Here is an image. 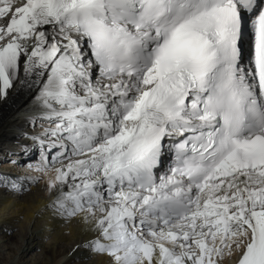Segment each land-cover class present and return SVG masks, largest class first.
Returning <instances> with one entry per match:
<instances>
[{
    "label": "snow or ice",
    "instance_id": "obj_1",
    "mask_svg": "<svg viewBox=\"0 0 264 264\" xmlns=\"http://www.w3.org/2000/svg\"><path fill=\"white\" fill-rule=\"evenodd\" d=\"M18 93L0 188L43 181L96 264H264V0H0Z\"/></svg>",
    "mask_w": 264,
    "mask_h": 264
},
{
    "label": "bare ground",
    "instance_id": "obj_2",
    "mask_svg": "<svg viewBox=\"0 0 264 264\" xmlns=\"http://www.w3.org/2000/svg\"><path fill=\"white\" fill-rule=\"evenodd\" d=\"M27 109L28 97L24 93L10 95L7 101H0V160H5L6 154L18 151L20 144L27 143L23 137L24 132L31 131L25 121V117L28 115ZM8 166L9 165L6 164V167ZM23 171V168H19L17 172L20 173ZM9 193L10 191L0 188V218L4 217L5 210H8V213L11 215L12 212L22 211L24 218L22 224L25 225L23 226V231L20 232L21 234L11 236L8 235L7 231L5 232L4 229L0 228V232L3 233H1L2 243H0V264H87L84 258L87 257L89 259L90 257L84 251L76 249V245L81 243L83 239L79 231V226L76 224H66L70 229L68 238L70 242L66 244L68 249L61 250L60 248L63 247L62 244V246H59L55 251L51 243L42 242L39 249L41 258L26 257L29 252V245L26 242L24 244L23 240H29L28 242L32 244L33 240H37L39 237V234L34 231V228L29 231L31 227H28V224L31 219H33V222L38 221L41 216L46 224L49 223L45 217L47 218V215L49 217L50 213L45 210V205L48 203L50 197L44 190L43 181L33 187L30 192L19 194L17 197H13L9 195ZM48 219L50 220L51 218ZM50 223H53V227L55 228L63 224L57 219H54V221ZM32 224L33 223H31V226ZM47 225H45V227H47ZM74 235H76L75 238H73ZM54 236L55 235H53V239ZM32 247L35 248V243H33ZM5 249H8V251L5 252ZM233 263L234 260L225 257V264ZM90 264H96V262H90Z\"/></svg>",
    "mask_w": 264,
    "mask_h": 264
},
{
    "label": "rangeland",
    "instance_id": "obj_3",
    "mask_svg": "<svg viewBox=\"0 0 264 264\" xmlns=\"http://www.w3.org/2000/svg\"><path fill=\"white\" fill-rule=\"evenodd\" d=\"M3 139H5V138H3ZM6 139H7V137H6ZM3 161L4 160H0V172H8V170H9L10 172H12L14 174L19 173V172H17L19 168L12 167L11 165L6 167V163H3ZM9 195H11L13 197H17L19 194L10 191ZM8 212H9L8 210L7 211L5 210L4 217L0 218V228L4 229L5 232L7 231L8 235H10V236L15 235V234H21L20 232L23 231V226L25 225V224H22V222L24 220L22 211H16L14 213L12 212V215ZM48 218H51V219L49 220ZM45 219H47V221H49V223H47L48 225L46 224V222L42 218V216L40 217V219L38 221L33 222V219L30 220L28 227H31V229H29V231H31L34 228V231L39 234L38 235L39 237L37 240H33V243H35V248L32 247L33 243L30 244V242H28L29 240H26V239L23 240L24 244L26 242L29 245V252L27 253L26 257H32V258L39 257V258H41L39 255V249H40V246L42 245V242L48 243V244L51 243L53 245V249H55V251L57 250V248L59 246H62V244H63V247L60 248L61 250L62 249L64 250L66 248L68 249V246L66 244H68L70 242V241H68L70 229L64 223L57 226L58 228L53 227L54 224L50 223V222L54 221V219L51 215H49V217L47 215V218L45 217ZM18 220H19V222H18ZM20 221H21V223H20ZM37 222H39V223H37ZM31 223H33L32 226H31ZM21 224H22V226H21ZM49 224H50V226H49ZM45 225H47V227H45ZM1 233L2 232H0V241H1L0 243H2V240H1L2 237L1 236L3 234V233L2 234ZM53 235H55L54 239H53ZM75 237H76V235L73 236V238H75ZM7 251H8V249H5V252H7ZM84 259L87 261V264H90V262H93V263L96 262V260L94 258H91V257L89 259L87 257H85Z\"/></svg>",
    "mask_w": 264,
    "mask_h": 264
}]
</instances>
